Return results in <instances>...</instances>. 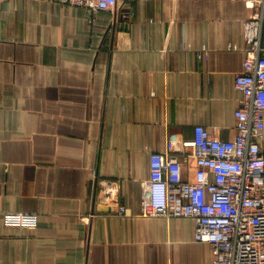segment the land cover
<instances>
[{"label":"crops","instance_id":"1","mask_svg":"<svg viewBox=\"0 0 264 264\" xmlns=\"http://www.w3.org/2000/svg\"><path fill=\"white\" fill-rule=\"evenodd\" d=\"M249 14L243 0H118L93 20L60 0L0 3V211L38 216L0 220V264H214L192 217L142 215L141 183L170 137L235 136Z\"/></svg>","mask_w":264,"mask_h":264},{"label":"built area","instance_id":"2","mask_svg":"<svg viewBox=\"0 0 264 264\" xmlns=\"http://www.w3.org/2000/svg\"><path fill=\"white\" fill-rule=\"evenodd\" d=\"M243 1L250 14L243 67L234 79L242 93L235 109V136L224 139L197 124L192 138L170 137L165 149L150 152V176L141 183L142 215L192 217L195 239L210 246L214 264H264V0ZM60 2L84 8L91 20L102 11H116L118 4ZM89 173L97 177L95 168ZM102 198L110 206L117 204L114 189L108 188ZM118 213L126 214V206L118 203ZM0 220L34 227L38 216L4 210Z\"/></svg>","mask_w":264,"mask_h":264}]
</instances>
